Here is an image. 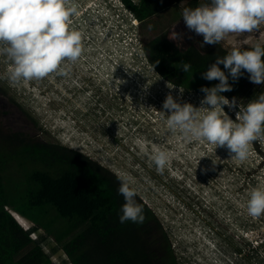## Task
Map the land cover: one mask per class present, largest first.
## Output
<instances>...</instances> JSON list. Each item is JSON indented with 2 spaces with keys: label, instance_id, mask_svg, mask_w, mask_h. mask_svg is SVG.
Listing matches in <instances>:
<instances>
[{
  "label": "rangeland",
  "instance_id": "rangeland-1",
  "mask_svg": "<svg viewBox=\"0 0 264 264\" xmlns=\"http://www.w3.org/2000/svg\"><path fill=\"white\" fill-rule=\"evenodd\" d=\"M69 2L77 3L79 9L71 25L82 33L81 57L68 62L63 75L53 72L12 82L6 78L10 61L0 56V74H4L0 87L7 93L0 100L3 127L22 128L30 134L40 131L45 139L82 151L115 175L128 176L138 198L162 224L153 245L161 248L156 240L168 238L178 264H264V214L253 218L246 212L248 193L264 185V156L257 149L260 144L264 152V138L257 139L258 144L252 141L249 156L241 161L229 157L224 147L169 132L158 111L165 95L171 92L181 102L199 106L204 93L184 91L177 96V86L156 72L144 51V42L159 35H167L180 50L190 45L204 52L217 46L247 48L257 42L260 29L229 34L219 44L201 48L202 35L187 29L181 17L186 1L144 21L122 0ZM173 24L185 34L181 47L168 38ZM263 84L247 78L233 96L244 105ZM98 87L102 89L100 105L93 96ZM224 109L235 119L238 109L227 105ZM156 149L170 155L162 172L149 159ZM211 157L217 161L214 168ZM15 219L24 229L32 226L25 218ZM32 235L46 236L41 230ZM55 247L52 239L44 246L51 264H70L62 249L53 251ZM160 259L154 264H161Z\"/></svg>",
  "mask_w": 264,
  "mask_h": 264
},
{
  "label": "trees",
  "instance_id": "trees-1",
  "mask_svg": "<svg viewBox=\"0 0 264 264\" xmlns=\"http://www.w3.org/2000/svg\"><path fill=\"white\" fill-rule=\"evenodd\" d=\"M122 1L140 21L174 4L186 1L185 7L200 2ZM144 51L163 78L186 92L202 93L200 85L211 86L218 81L203 79L201 72L228 50L217 46L204 52L196 45L180 50L173 47L167 35H159L144 42ZM185 61L191 64L188 72L180 70ZM246 82V72L235 81L230 78L233 88L222 94L233 97ZM2 91L7 95L6 90ZM261 93L264 84L251 93L252 100ZM24 135L12 132L3 137L0 131V264H51V255L44 249L49 239L56 243L53 251L62 249L70 264H152L150 258L156 255L146 239H135L133 231L144 228L146 233L151 230L153 237L159 234L162 224L156 213L136 195L143 206V222L121 223L119 212L124 200L117 191V175L80 150ZM15 136L20 141L12 143ZM260 147L257 145L264 156ZM12 214L32 222L30 229H24ZM40 230L46 236L31 237ZM156 243L165 251L163 264H178L168 238Z\"/></svg>",
  "mask_w": 264,
  "mask_h": 264
},
{
  "label": "clouds",
  "instance_id": "clouds-1",
  "mask_svg": "<svg viewBox=\"0 0 264 264\" xmlns=\"http://www.w3.org/2000/svg\"><path fill=\"white\" fill-rule=\"evenodd\" d=\"M78 12L77 3L69 0H0V56L10 61L6 78L19 82L43 78L53 72L65 74L68 62L77 61L83 52L82 33L71 25ZM181 17L187 29L202 35L201 48L204 44H219L229 34L260 29L255 44L247 48L232 46L201 72L203 79L218 82L200 85L199 91L204 95L199 106L181 102L168 92L158 110L169 132H178L189 141L202 140L215 148L224 147L229 157L243 161L250 154L251 142L255 140L258 144L257 139L264 138V93L244 105L236 96L229 98L222 93L232 90L230 78L235 81L245 72L254 84L264 83V39H260L264 33V0H200L195 6L183 7ZM175 24L170 27L173 30L168 32V38L181 47L185 34L176 31ZM190 68L187 61L180 64L183 72ZM183 92L177 86V96ZM225 105L230 110L238 109L235 119L225 111ZM149 159L156 171L162 172L170 155L165 149H156L149 153ZM211 161L214 168L217 161L212 157ZM117 179L120 181L117 191L124 200L120 222L142 223L143 206L136 201V189L130 186L128 176L117 174ZM246 212L253 218L264 214V185L253 187L248 193Z\"/></svg>",
  "mask_w": 264,
  "mask_h": 264
},
{
  "label": "flooded vegetation",
  "instance_id": "flooded-vegetation-1",
  "mask_svg": "<svg viewBox=\"0 0 264 264\" xmlns=\"http://www.w3.org/2000/svg\"><path fill=\"white\" fill-rule=\"evenodd\" d=\"M2 88L0 87V100L1 99H3V98H6L7 97V95L4 93V91H2L1 90ZM4 89V88H3ZM101 88L100 87H98L97 88V92L93 95L94 96V100L95 101H97V103L100 105L101 104V102H102V93H101ZM22 112H24L23 110H22ZM1 115V114H0ZM2 116H3V114H2ZM1 116H0V131H1V135L3 136V137H7L8 135H9V133H12V132H17V133H24L26 136H27V139H37V140H40V141H43L45 138L42 136V133L40 132V131H36V132H34V133H28V132H26L24 129H22V128H12V129H9L10 127H9V125H7V129H5L4 127H3V125H2V121H1ZM24 135V136H25ZM24 136H22V137H24ZM12 143H17L18 141H20V139H19V137H13V141L12 140H10ZM10 166H12V165H10ZM146 231L147 230H145L144 228H142L140 231H138L137 233H135V231H133V236L135 235V239L136 238H140V239H146L147 240V245H149L150 246V251H151V253L153 252H155V249L157 250H160V251H157V253L155 254L154 253V255H156L155 257H152V258H150V262H152V264H154V262L156 261L155 259L156 258H161L160 260L162 261V257H164V256H162V257H159V255H164V253H165V251L164 250H162L161 248H158V247H156V246H154L153 245V242H152V240H153V232L151 231V230H149L148 231V233H146ZM159 252V253H158ZM154 258V259H153ZM161 264H163V261L161 262Z\"/></svg>",
  "mask_w": 264,
  "mask_h": 264
},
{
  "label": "built area",
  "instance_id": "built-area-1",
  "mask_svg": "<svg viewBox=\"0 0 264 264\" xmlns=\"http://www.w3.org/2000/svg\"><path fill=\"white\" fill-rule=\"evenodd\" d=\"M134 25H137V24H134ZM144 55V54H143Z\"/></svg>",
  "mask_w": 264,
  "mask_h": 264
},
{
  "label": "water",
  "instance_id": "water-1",
  "mask_svg": "<svg viewBox=\"0 0 264 264\" xmlns=\"http://www.w3.org/2000/svg\"><path fill=\"white\" fill-rule=\"evenodd\" d=\"M18 215V214H17Z\"/></svg>",
  "mask_w": 264,
  "mask_h": 264
}]
</instances>
